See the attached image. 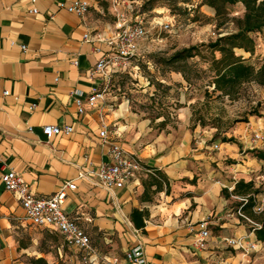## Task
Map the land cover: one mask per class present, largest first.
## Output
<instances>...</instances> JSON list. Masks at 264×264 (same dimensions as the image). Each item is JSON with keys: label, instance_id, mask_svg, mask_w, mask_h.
Wrapping results in <instances>:
<instances>
[{"label": "crops", "instance_id": "crops-1", "mask_svg": "<svg viewBox=\"0 0 264 264\" xmlns=\"http://www.w3.org/2000/svg\"><path fill=\"white\" fill-rule=\"evenodd\" d=\"M73 1L0 0V264H92L59 232L27 220L1 180L10 171L19 173L38 197L76 183L64 209L90 236L94 264L115 259L134 264L126 253L138 246L146 264H264V242L238 216L243 198L233 194L240 181L253 182L260 191L255 204L264 207V160L256 156L264 149L252 141L254 133L264 135L263 111L250 116L228 142L191 130L186 109L174 127L163 117L152 120L134 111L129 100L111 93L107 81L91 75L111 51L98 36L108 40L116 31L114 0H88L91 8L84 18L60 7ZM119 1L122 8L134 6ZM238 7L241 16L244 7ZM254 36V55L236 52L255 66L262 62L260 68L264 30ZM104 89V101L78 112L76 99L86 101ZM104 123L106 142L100 136ZM45 126L73 127L74 132L48 139ZM114 144L137 156L144 169L126 187L107 190L97 172L111 163ZM135 211L141 213L135 218L139 226ZM204 228L210 236L205 248L198 249L195 243ZM233 237L259 241L260 250H236L225 242Z\"/></svg>", "mask_w": 264, "mask_h": 264}, {"label": "rangeland", "instance_id": "rangeland-1", "mask_svg": "<svg viewBox=\"0 0 264 264\" xmlns=\"http://www.w3.org/2000/svg\"><path fill=\"white\" fill-rule=\"evenodd\" d=\"M146 12L148 22H167L171 30L157 28L139 46V57L125 69L112 74L108 89L129 100L134 111L144 113L152 120L166 119L171 126L178 122L182 109L192 117L190 129L199 128L214 140L232 138L250 116H259L264 93L253 83L244 84L234 98L216 92L212 85L214 74L209 71L210 52L202 47L217 39L219 34L232 31L231 21L225 23L212 16L214 9L201 6V0H127ZM229 17H239L240 7H229ZM200 47L201 55L188 61L190 81L169 67L156 64L152 55H172L176 51ZM216 57L219 54L216 53ZM260 61H256L257 66ZM182 76V78H181ZM202 132V131H201Z\"/></svg>", "mask_w": 264, "mask_h": 264}, {"label": "built area", "instance_id": "built-area-1", "mask_svg": "<svg viewBox=\"0 0 264 264\" xmlns=\"http://www.w3.org/2000/svg\"><path fill=\"white\" fill-rule=\"evenodd\" d=\"M114 3L116 9V31L108 40H105L101 35L98 36L99 40L108 43L111 51L99 59L91 72L93 77H101L108 83L112 74L117 70L127 68L134 59L139 57V46L149 37L153 28L158 27L166 31L171 30V25L167 22L154 20L149 23L146 15L141 14L140 9L136 6L127 5L125 9V7L122 8L123 4L119 0H114ZM60 7L65 8L68 12L80 18H84L91 8V3L88 0H76L69 4L62 3ZM32 13L37 14L38 10L33 9ZM85 37L89 38V35ZM106 93V89L98 90L91 94L86 101L81 98L76 99L78 112L84 114L86 105L89 107L97 106L100 101L105 100ZM4 95H8V93L5 92ZM261 110L264 113V104H262ZM43 131L48 139H52L54 136L60 134L71 135L74 129L73 127H65L62 129L57 126H45ZM107 132V126L104 123L103 130L100 133L104 142L107 140ZM252 141L255 144H260L264 149V135L262 132L254 133ZM213 148L215 151H219L221 147L220 145H214ZM110 157L111 163L103 164L97 172L100 185L107 190L126 187L144 169L140 159L135 155L128 154L120 145H111ZM81 176L84 177L85 174ZM1 180L6 190L14 193L19 200L26 213L27 220L37 227L50 228L59 232L70 247H74L84 254V260L86 262L95 263L97 260L95 258L96 251L93 248L90 236L68 216L64 209L69 191H75L77 189L75 182L70 181L65 183L51 196L38 197L30 191L29 185L15 171L4 173ZM262 181L264 183V174L262 175ZM242 202L246 204L247 200L242 199ZM254 211L256 214L263 213V205L256 204ZM238 216L247 224L253 226L254 230L260 228L259 224L242 212V207L238 211ZM209 236L210 231L204 228L200 233L199 240L195 243V247L204 249ZM225 242L230 247L247 254L260 250L259 241L252 242L246 237L226 238ZM126 260L134 264H146L147 260L143 247L138 246L127 252ZM118 262L119 260L115 259L112 264H118Z\"/></svg>", "mask_w": 264, "mask_h": 264}, {"label": "trees", "instance_id": "trees-1", "mask_svg": "<svg viewBox=\"0 0 264 264\" xmlns=\"http://www.w3.org/2000/svg\"><path fill=\"white\" fill-rule=\"evenodd\" d=\"M242 5L244 7L243 15L239 17H229L228 8ZM201 6H208L215 11L217 20L222 21L218 28L222 29L225 23L231 21L234 25L232 31L225 34H219L216 40L202 45L210 54L209 71L214 74L212 85L216 92H221L223 96L234 98L239 88L244 84L255 83L264 87V66L260 68L247 62L243 56L237 54V50H244L252 55L257 49V40L254 35L264 30V0H201ZM141 14H145V9H140ZM216 53L219 57H216ZM200 47H189L176 51L166 57L164 55H152L151 59L156 64L165 65L171 68V71L182 74L186 81H190L188 61L201 55ZM160 118V117H159ZM233 139H224V142ZM260 159L264 160V153H256ZM260 191L255 190L253 182L237 183L233 194L247 200L242 203V212L260 225L255 229L259 241L264 242V212L256 214L254 208L255 195ZM141 215L139 211L134 212V222L139 226L136 217Z\"/></svg>", "mask_w": 264, "mask_h": 264}]
</instances>
